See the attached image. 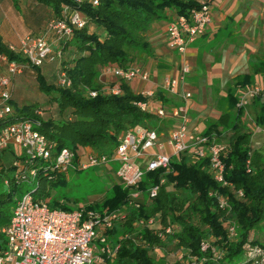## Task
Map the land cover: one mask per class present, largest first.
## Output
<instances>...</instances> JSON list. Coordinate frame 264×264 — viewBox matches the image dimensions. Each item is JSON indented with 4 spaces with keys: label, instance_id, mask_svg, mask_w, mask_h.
Instances as JSON below:
<instances>
[{
    "label": "trees",
    "instance_id": "16d2710c",
    "mask_svg": "<svg viewBox=\"0 0 264 264\" xmlns=\"http://www.w3.org/2000/svg\"><path fill=\"white\" fill-rule=\"evenodd\" d=\"M12 1L15 5L16 0ZM33 1L49 7L52 17L60 16L63 5H70L78 9L85 24L54 45L60 49L58 61L69 80L68 86L47 82L39 67L29 65L34 71L38 91L55 105L57 117H40L39 106L35 103L17 107L9 101L12 115L0 120V126L22 118L37 121L34 129L52 142L48 159L36 158L28 164L22 163L24 154L16 153L11 144L0 150V164H9L0 165V227L8 220L10 207L7 202L13 198L14 186L20 181L15 175L21 170L27 173L29 168H35L34 176L39 175V182L34 189L38 193L34 199L47 203L44 199L51 194L46 183L52 177H49L48 166H37V160L53 161L54 154L64 146L75 153L80 147H88L95 153L110 154L117 143L116 136L123 130L134 126L164 130V123L154 113L141 110L135 104L146 101L144 95L133 92L127 82L116 77H110L108 86L117 87L119 93L105 92L99 74L106 65L125 68L132 65L136 57L151 55L146 33L152 24L186 14L187 10L199 5L194 0H97L96 5L90 0L78 4L72 0ZM0 54L9 61L25 62L18 53L9 50L1 37ZM247 63L249 71L238 76L235 88L249 85L254 74L264 76V51L249 53ZM90 90L96 91L95 96L88 95ZM152 98L165 106L170 105L161 89H157ZM250 100L237 107L238 98L230 88L221 113L217 119L210 120L203 131L204 135L214 134L219 141L228 132L226 147L220 155L224 166L222 176L227 184L213 179L208 171L207 157L192 158L181 152L171 159L168 170L145 171L138 183L141 190L138 206L127 204L128 188L117 179L111 184L109 194L99 202L82 207L83 211L95 209L104 214L124 206V216L113 219L105 229L106 236L117 244L112 256L103 257V264H157L148 249L172 240L175 246L187 249L188 255L199 264H259V250L264 248V145L251 147V133L246 129L243 116L249 104L248 108L255 111V127L264 126V88ZM52 161L51 171L59 172ZM160 178L163 181L158 184L155 195L149 197L146 188L158 183ZM236 190H240L241 195ZM209 192L224 196L226 206L219 207L216 196ZM53 200L50 206L71 209ZM148 217H157L159 227L153 223L151 226L137 224L138 220L145 221ZM227 224H232L233 234L229 233ZM167 226L170 227L168 232L164 231ZM259 232H262L260 237ZM4 241L0 231V251ZM201 241L208 242L204 249L200 248Z\"/></svg>",
    "mask_w": 264,
    "mask_h": 264
},
{
    "label": "built area",
    "instance_id": "2783aa9c",
    "mask_svg": "<svg viewBox=\"0 0 264 264\" xmlns=\"http://www.w3.org/2000/svg\"><path fill=\"white\" fill-rule=\"evenodd\" d=\"M82 0H72L78 4ZM92 5L97 0H90ZM209 0L199 2L197 7L187 10L186 14L174 15L164 27L165 45L168 49L183 54L186 46L197 36L204 33L210 22ZM85 24L78 9L70 5H63L59 17H51L45 23V31L55 36V42L67 38L73 29L81 28ZM9 50L18 53L24 63L9 61L0 54V63L4 65V73L0 74V120L12 115V107L9 103L11 98V79L18 75L24 65L41 66L45 61H58L61 52L52 46L43 35L22 37L18 46L7 45ZM188 72V66H180L176 77L164 78L161 88L168 94L179 96L187 101L191 93L183 90L181 84L184 75ZM100 76L116 77L124 82L134 78L146 81L148 74L138 65H129L125 68L116 65H106L100 71ZM57 84L68 86L69 80L63 71H60ZM103 91L118 94L119 89L115 86H107ZM261 92V87L256 84L235 90L238 102L236 106H244L250 99ZM96 91H88L90 97L95 96ZM141 94L150 97L151 90H143ZM141 110L154 113L159 119H165L168 126L164 130L153 127L134 126L121 131L116 136V145L110 154L95 153L88 150L83 160H77L81 166L105 164L111 159L118 163L114 174L118 181L128 188L127 204L138 206V197L141 190L138 183L148 170L162 168L168 170L173 157L186 152L192 158L207 157L208 171L214 180L220 184H227L223 179V163L221 153L226 144L215 138V135H204L203 131L189 122L184 105H169L167 108L159 105L149 108L146 101L135 103ZM170 119L174 122L169 123ZM37 121L22 118L13 123L0 126V150L8 144H12L24 154L22 163L28 164L36 158L48 159L51 156L52 142L34 127ZM213 135V136H212ZM165 144V145H164ZM77 153L61 147L54 154L53 167L64 170L70 164V160ZM139 158V161H135ZM14 163V162H13ZM248 170V168H246ZM27 175L34 177L35 168H29L27 173L21 170L15 175L16 180H22ZM6 182V180H4ZM163 181L152 184L146 188L149 197L155 195L157 186ZM241 195L240 190H236ZM212 193V192H209ZM219 207L226 206V198L220 194H214ZM124 206L120 209L110 210L100 214L93 209L83 211L82 208L63 209L50 207L42 200H35L30 192H24L11 208L7 222L0 227L4 235V247L0 251V264H90L92 261L91 242L96 238L102 245L98 248L101 252H108L106 247L105 229L110 226L113 219L124 216ZM155 217H148L145 221L138 220L137 224L151 226ZM170 231V227L164 228ZM228 231L233 234V226H228ZM264 239V234H263ZM207 246L205 241L200 242V248ZM259 255L264 256V248L259 250Z\"/></svg>",
    "mask_w": 264,
    "mask_h": 264
},
{
    "label": "crops",
    "instance_id": "0c3cea01",
    "mask_svg": "<svg viewBox=\"0 0 264 264\" xmlns=\"http://www.w3.org/2000/svg\"><path fill=\"white\" fill-rule=\"evenodd\" d=\"M194 1L199 3L203 0ZM209 9L210 22L204 33L190 42L183 54H178L165 45L166 22L162 24L157 40L149 35L148 41L152 53H155L153 55L155 59L146 60L148 66L138 64L147 72L148 78L146 81L134 78L127 82L135 93L141 94L143 90L153 91L152 96L146 97L149 108L159 105L167 108L159 100L152 98L154 92L157 89L163 90L161 86L164 78L176 77L180 66L186 64L188 72L183 77L181 87L189 91L191 96L183 102L179 96L174 95L176 99H169L168 102L170 105H184L189 122L199 131L206 130L208 122L217 119L225 106L227 91L230 88L236 90L235 81L238 76L248 73L249 53L246 54V50L253 53L255 46H259V36L264 29V0H209ZM52 16L49 7L33 0H16L15 5L12 0H0V37L6 45L17 47L19 40L26 35H43L52 46H56L55 36L45 31V23ZM254 37L256 45L252 44ZM173 52L178 54L177 60L173 57ZM105 78L108 77H99L103 88L110 85ZM134 81L137 82V86L133 89L131 83ZM251 84L258 85L263 91L264 76L252 75V82L249 85ZM164 93L168 97L165 91ZM250 102L251 100L248 101ZM173 122L170 119L169 123ZM257 129L260 131L262 128ZM12 147L17 149L14 145ZM88 150H90L88 147L78 148L77 160H83Z\"/></svg>",
    "mask_w": 264,
    "mask_h": 264
},
{
    "label": "rangeland",
    "instance_id": "374dc122",
    "mask_svg": "<svg viewBox=\"0 0 264 264\" xmlns=\"http://www.w3.org/2000/svg\"><path fill=\"white\" fill-rule=\"evenodd\" d=\"M168 20H161L153 23L154 28H152L150 31L146 33V38L147 36L150 35L152 39L157 40L160 36L159 33L161 32L162 24L168 22ZM89 29L92 30L93 27L89 25ZM255 41L256 39L254 37L252 41L253 45H256ZM259 42H260L259 46L256 45L253 52L264 51V29L263 32H261V35L259 36ZM248 53H251L250 50H246V54ZM154 54L155 53H152L151 55L148 56L142 55L141 57H136L134 62H132V65H136V64L140 65V63H142L144 66H148L149 63H147L146 60L155 59L154 58L155 56L153 57ZM172 55L175 59L178 56L176 52H173ZM4 68H5L4 65L0 63V74L4 73ZM39 70L44 75L47 82L57 84L58 74L60 71H62L61 61H51V62L45 61L41 66H39ZM110 79L111 78L108 77L105 78L104 80H106L107 84H109L111 83ZM11 84H12V91H11L10 101H12L17 107H20L24 104L35 103L39 106L38 110L40 111L39 113L40 117L43 118L50 117L53 119L57 117V111L55 105L49 102L48 97H46V95L38 91L36 80L34 78V71L29 65H24L21 72L18 75L12 77ZM131 86L134 89L137 86V82L136 81L132 82ZM166 95L170 100L174 98L176 99V97H174V95L172 94L166 93ZM220 103H222V101ZM254 114H255L254 110H252L250 107L248 108V105L245 106V114L243 116V120L245 122L246 129L251 133L250 145L251 147L259 148L264 145V132H263L264 128L261 127L262 131L261 130L259 131L257 129L259 127L255 128V125L253 123ZM160 120L164 123L163 126L165 127L168 126V122L165 119H160ZM227 136H228V132L223 134V136L220 138V141L225 143ZM13 149L16 151V153H19V149L16 148ZM51 161L52 160H48V161L37 160L35 162L37 166L39 165L48 166L49 177H52V179H48L46 183L47 189L49 190L51 195L44 199L47 201L49 206L51 205L50 203L54 201L53 199L56 200V203H63L64 205L70 207L71 209H74L76 207L82 208L87 203L93 204L94 202H99L106 194H109L111 184L117 181L114 171L118 166V163L111 159L107 160L105 164L98 163L83 167L80 165V163H78V161L75 158H72L70 160V164L67 165V168L64 170H59V172L51 171V167H50ZM135 161H139V158H136ZM0 165L2 167H6L9 164L7 162H2ZM38 177L39 175H36L32 178L30 176L28 178L20 180L15 184L14 190L12 192L13 198L11 199V201L7 202L8 206L10 207V210L15 205L16 200L24 192H30L33 198L37 197L38 193L34 189L37 186V183L39 182ZM94 208L96 207L94 206ZM159 225H160L159 220L157 217H155L153 226L159 227ZM229 225L230 224H227V228ZM261 234L262 232L261 233L259 232L258 234L259 237L261 236ZM105 237H106V244H107L106 247L108 249V252L99 251L98 248L100 247V245H102V243L98 242L96 238L93 239L91 242L93 248L92 250L93 259L90 264H103V257L105 255L106 256L113 255L117 243L113 242L110 236L108 235L106 236V234ZM148 254L153 256L155 259H157V264H170L174 261H177L180 264H189L190 261L196 262L192 255H188L187 249L179 248L175 246L174 240L170 242H160L159 244L150 247L148 249ZM158 260H160V262H158ZM259 260H260L259 264H264V256H260ZM196 263L199 264V262Z\"/></svg>",
    "mask_w": 264,
    "mask_h": 264
}]
</instances>
